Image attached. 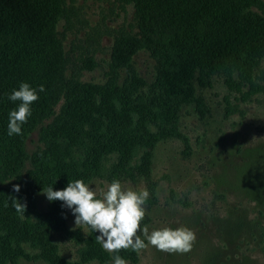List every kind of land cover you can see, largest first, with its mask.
Returning a JSON list of instances; mask_svg holds the SVG:
<instances>
[{
    "label": "trees",
    "instance_id": "trees-1",
    "mask_svg": "<svg viewBox=\"0 0 264 264\" xmlns=\"http://www.w3.org/2000/svg\"><path fill=\"white\" fill-rule=\"evenodd\" d=\"M117 1L133 5L134 28L114 31L107 79L93 83L79 80L83 69L95 65L93 55L74 57L58 29L61 21H70L69 1L0 0V182L17 177L24 162L30 166L16 180L19 193L10 182L0 189V264H19L21 258L46 264L109 262L117 254L135 262L131 249L105 251L96 232L83 238L79 229L69 230L62 201L39 211L36 194L49 185L62 190L77 179L146 176L157 142L184 138L183 107L204 106L195 82L204 87L220 75L228 84H253L252 72L264 54V0ZM140 49L154 59L150 80L135 66ZM21 82L42 84L45 92L32 104L23 134L10 137L9 112L19 101L8 96ZM35 128L38 143L28 152L25 143ZM8 197L26 202L24 218ZM62 232L80 243L78 259L60 254L54 235Z\"/></svg>",
    "mask_w": 264,
    "mask_h": 264
},
{
    "label": "rangeland",
    "instance_id": "rangeland-1",
    "mask_svg": "<svg viewBox=\"0 0 264 264\" xmlns=\"http://www.w3.org/2000/svg\"><path fill=\"white\" fill-rule=\"evenodd\" d=\"M67 1L73 8L70 21L58 25L65 48L74 57L91 53L95 60L94 66L81 71L79 80L104 83L114 31L134 28V7L131 3L122 7L117 0ZM134 61L141 76L153 78L154 59L148 51L140 49ZM233 77L241 79L236 73ZM252 81L251 85L228 84L216 75L204 87L195 82L205 104L183 107L180 131L184 138L158 141L148 174L121 181L124 189L146 188L150 193L142 227L147 225L151 232L186 226L197 237L188 253H165L149 245L136 253L135 262L126 258L128 264H264V54L252 72ZM61 103L55 105L56 112ZM37 138L35 128L25 143L28 152L36 147ZM29 167L24 162L20 174L9 175L0 182V189L23 179ZM89 181L91 187L104 190L112 182L106 177ZM41 192L35 203L44 211L51 201ZM64 209L68 229H79L85 238L90 229L76 227L71 210ZM54 240L61 255L79 258L80 243L74 236L56 233ZM19 264L46 263L21 258ZM83 264H113V259Z\"/></svg>",
    "mask_w": 264,
    "mask_h": 264
},
{
    "label": "clouds",
    "instance_id": "clouds-1",
    "mask_svg": "<svg viewBox=\"0 0 264 264\" xmlns=\"http://www.w3.org/2000/svg\"><path fill=\"white\" fill-rule=\"evenodd\" d=\"M45 92L44 85L39 88L27 82H21L18 89H13L8 99L19 101L16 108L10 110L8 120V136L22 135V126L32 115V104L39 100V93ZM91 181L83 179L70 181L62 189L54 191L49 185L42 189L49 201L59 200L63 207L71 210L75 217L76 227H87L98 233L96 240L109 253L131 249L139 254L149 245L165 253L185 254L192 250L196 242L194 230L180 226L175 229L164 227L149 232L148 226H141L146 215L145 205L150 197L146 188L124 189L119 179H113L107 189L91 187ZM13 191L20 192V185H13ZM12 206L21 218L27 204L15 197ZM7 206V205H5ZM147 241V243H146ZM113 264H128L120 255H114Z\"/></svg>",
    "mask_w": 264,
    "mask_h": 264
}]
</instances>
